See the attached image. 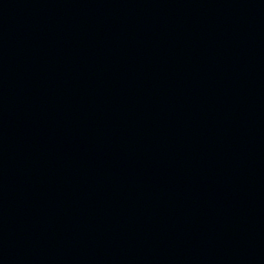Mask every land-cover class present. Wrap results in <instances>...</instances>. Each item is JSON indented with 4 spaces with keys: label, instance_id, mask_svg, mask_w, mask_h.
I'll use <instances>...</instances> for the list:
<instances>
[{
    "label": "water",
    "instance_id": "obj_1",
    "mask_svg": "<svg viewBox=\"0 0 264 264\" xmlns=\"http://www.w3.org/2000/svg\"><path fill=\"white\" fill-rule=\"evenodd\" d=\"M0 264H264V0H0Z\"/></svg>",
    "mask_w": 264,
    "mask_h": 264
}]
</instances>
